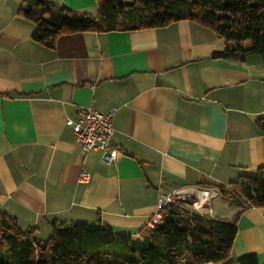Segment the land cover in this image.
I'll return each mask as SVG.
<instances>
[{
	"label": "crops",
	"instance_id": "0c3cea01",
	"mask_svg": "<svg viewBox=\"0 0 264 264\" xmlns=\"http://www.w3.org/2000/svg\"><path fill=\"white\" fill-rule=\"evenodd\" d=\"M24 1L0 0V212L22 231L45 240L52 222L100 221L134 236L159 192L197 195L264 164L259 56L214 59L225 41L189 21L62 35L49 49L32 40L36 25L19 14ZM47 1L96 13V0ZM81 107L112 112L116 162L75 145L65 120ZM82 170L88 184L78 182ZM238 212L220 197L201 210L235 222L231 260L254 254L264 264V208Z\"/></svg>",
	"mask_w": 264,
	"mask_h": 264
},
{
	"label": "trees",
	"instance_id": "16d2710c",
	"mask_svg": "<svg viewBox=\"0 0 264 264\" xmlns=\"http://www.w3.org/2000/svg\"><path fill=\"white\" fill-rule=\"evenodd\" d=\"M96 13H76L47 0H25L20 16L32 21V40L52 49L62 35L156 29L189 21L225 41L214 59L242 61L257 55L264 66V0H96ZM255 123L264 135V112ZM242 212L264 208V164L252 176L212 187ZM45 240L22 231L0 212V264H258L254 254L231 260L234 221L200 215L181 204L161 211V222L134 236L116 234L100 221L50 224Z\"/></svg>",
	"mask_w": 264,
	"mask_h": 264
},
{
	"label": "built area",
	"instance_id": "2783aa9c",
	"mask_svg": "<svg viewBox=\"0 0 264 264\" xmlns=\"http://www.w3.org/2000/svg\"><path fill=\"white\" fill-rule=\"evenodd\" d=\"M111 114H103L90 108L81 107L77 110L75 119H66L74 138V143L83 152L100 153V161L104 164L116 162L121 153L112 148L109 140L114 133L111 122ZM90 174L86 170L80 172L78 182L88 184ZM195 195L191 190L174 189L170 192H159L156 203V211L150 217L147 227L153 228L161 222V211L168 206H179L181 204L191 211L204 215L201 210L209 209L213 199L220 197L215 189H200ZM207 216V215H205ZM209 217V216H208Z\"/></svg>",
	"mask_w": 264,
	"mask_h": 264
}]
</instances>
